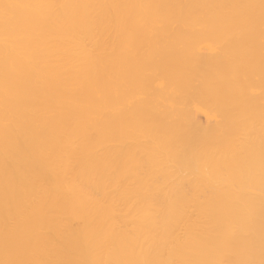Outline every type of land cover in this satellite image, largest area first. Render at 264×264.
Instances as JSON below:
<instances>
[{
  "label": "bare ground",
  "instance_id": "obj_1",
  "mask_svg": "<svg viewBox=\"0 0 264 264\" xmlns=\"http://www.w3.org/2000/svg\"><path fill=\"white\" fill-rule=\"evenodd\" d=\"M0 264H264V0H0Z\"/></svg>",
  "mask_w": 264,
  "mask_h": 264
}]
</instances>
